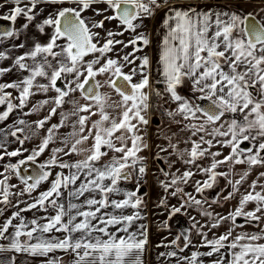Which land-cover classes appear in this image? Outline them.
Returning a JSON list of instances; mask_svg holds the SVG:
<instances>
[{"label": "snow or ice", "instance_id": "snow-or-ice-1", "mask_svg": "<svg viewBox=\"0 0 264 264\" xmlns=\"http://www.w3.org/2000/svg\"><path fill=\"white\" fill-rule=\"evenodd\" d=\"M11 2L13 7L7 14L0 15V19L15 22L23 16L31 22L36 18V10L41 3L61 7L37 25L41 33L45 28L52 29L47 43L37 42L29 51L15 57L13 68L27 75L18 81L0 83V105L6 104V110L0 112V121L7 120L15 109H24L30 97L37 92L47 94L52 91L55 95L38 101L24 113L30 115L45 105H52L47 116L34 122L36 129L43 128L63 105L72 107L68 112L60 113V122L47 129V135L29 155L17 163L6 165L5 171L15 173L24 184L22 191L15 195H31L42 182L49 180L53 167L70 171L67 175L57 172L48 190L33 197L31 203L25 202L24 208L14 211L0 223V240L8 241L0 244V253L45 257L44 264H65L62 256H50L56 252L70 255L71 264H143L148 226L137 225L136 222L144 219L140 210L144 198L138 193L139 179L147 172L145 158L139 153L148 148V144L141 126L149 123L147 114L151 96L167 95L176 105L174 110H166L167 115L176 123L183 121L182 130L190 133L184 141L190 147L183 150L170 138L167 147L158 146L157 158H160L159 153L168 152L171 148L169 155H175L190 166L183 172L179 169L172 172L170 169L174 162H168L169 171L161 169L165 179L159 184L164 192L181 197L180 205L170 208L169 219L196 206L199 214L207 217L208 223L203 224L190 217L191 229L186 233L194 229L201 238L199 244L193 245L191 236L182 233L170 242L177 246L178 251L162 252L160 256L176 258V264H205L203 257L212 258L210 264H264V227L255 232L244 231L247 225H264V171L251 181L245 192H240V186L253 168L264 167V17L258 19V14L253 13L201 12L191 6L178 8L169 0H163V3L160 0ZM65 4L72 6L64 7ZM98 4L107 7H94ZM164 6H167L163 21L166 33L159 55L160 79L156 81L164 85L161 92L152 84L149 56L136 55L143 50L138 44L146 47L150 43L144 33L137 32L141 24L136 21H142ZM89 10L94 13L93 18L83 15ZM109 11L112 14H106ZM97 16L102 18L97 20ZM114 20L118 21L117 29L120 30L105 28L106 21ZM24 27L27 28L28 24ZM126 32H132L133 36L127 41L117 39ZM15 34V30H6L0 32V37L11 38ZM129 47L132 51L125 52ZM110 53H114L115 58ZM88 57L91 58L86 59ZM7 59L6 52L0 51V60ZM10 71L12 68L0 67V76ZM41 79L47 83H41ZM58 81H63V87L58 86ZM186 81L191 85L192 98L178 91ZM105 86L112 89L119 100H113L109 93L102 92ZM8 89L18 92L15 97L18 103H13ZM76 93H79V98L74 95ZM81 99L85 103H81ZM200 101L208 103L202 105ZM229 114L231 118L225 119ZM94 115L99 119L91 120ZM71 117H76L72 131L59 138L58 130ZM176 117L181 120H176ZM16 123L31 130L23 119ZM24 132V127H16L8 134L23 145L31 138L29 135L23 139L17 136V133ZM32 135L36 132L32 131ZM58 138L63 146L53 148L49 159L37 165L39 172L22 176L21 166L28 162L36 164L37 158ZM245 142L249 146L242 147ZM217 145L229 148V153L223 155L221 151H212ZM109 153L114 154L105 161ZM73 154L82 158L75 162L62 159ZM3 155L17 157L22 155V151H5ZM206 157H211L209 166L197 163ZM235 165L247 167L242 172H235ZM225 166L227 171H219ZM193 168L206 177L194 181L195 193L203 195L213 189L221 177L227 180L231 191L223 195L222 189L210 202L185 192L181 185L192 180L196 174ZM133 173L138 179L136 189H121L120 182L129 181ZM0 176L3 177L0 179V204L8 205L13 195L11 189L16 185L8 183L10 176L4 173ZM236 176L238 178H234ZM70 186L74 187L69 191V197L77 201L84 197L82 203H74L71 199L67 205L60 202L62 190H68ZM237 194L240 195L238 204L226 215L204 207L205 204L208 208L219 204L221 199L229 201ZM121 195L122 199L115 198ZM249 205L253 207L249 208ZM159 206H166V199L162 198ZM49 207L54 210V215L31 220L21 215L31 210L47 212ZM128 209L132 211L128 213ZM238 218H243L244 222L238 223ZM223 224H229L226 231L220 234L213 232L209 238V232ZM134 226L135 230H132ZM164 226H167V221ZM54 233L64 235L61 238ZM181 239L182 247L177 244ZM189 247L197 250L190 255H179ZM200 248L207 251H200ZM0 264H16V259L13 256L6 261L0 260Z\"/></svg>", "mask_w": 264, "mask_h": 264}, {"label": "crops", "instance_id": "crops-1", "mask_svg": "<svg viewBox=\"0 0 264 264\" xmlns=\"http://www.w3.org/2000/svg\"><path fill=\"white\" fill-rule=\"evenodd\" d=\"M160 2L163 3V0H160ZM169 2L172 6L178 8L187 9L189 6H191L201 12L210 10L212 12L232 13L235 11L231 10L232 9L231 6L238 8L241 7L239 8L240 12H235V13L240 15H246L247 13L258 14L257 15L258 19L264 17V11H261V9H264V0H196L193 2H187L182 0H169ZM0 4L4 5L3 7H0V15L7 14L9 10L13 7L11 0H0ZM63 6L68 7L72 5L65 4ZM58 7H61V5H47L41 3L38 9L36 10L37 16L33 21L29 22L23 16L18 17L15 22L8 20L10 24L9 30H15L16 34L11 38L0 37V51L6 52V54L9 56V59L7 60H0V67L12 68V71L5 73L3 76H0V83H9L13 81H18L23 79L24 75H27V73H22L18 69L13 68V61L16 56L22 55L24 52L29 51L34 46L35 43L37 42L41 44L47 43L51 35L52 29L45 28V31L41 33L37 28V25L42 23L43 19L47 18V16L50 13H54ZM94 7L105 8L107 6L104 4H98V5H94ZM106 14L110 15L112 13L111 11H109ZM166 14H167V6H164L161 7L160 9H156L151 16H147L143 18L142 21L140 20L136 21V23L141 24V27L137 29V32L144 33L150 41L149 45L146 47L143 44H138V46L141 47L143 50L138 52L136 55L141 57L144 55L149 56L151 62L152 84L155 89L161 88V90H164V85L162 83L158 84L156 83V81L160 79L159 55H160L161 43L166 33V28L163 24V21L166 18ZM83 15L86 18H93L94 13L91 10H89L83 13ZM101 18L102 17L99 16L95 17V19L97 20ZM25 24H28L27 28L24 27ZM117 24L118 21L115 20L110 22L106 21L105 28L110 30H120L117 29ZM95 31H100V30L96 29ZM101 35H103V32H101ZM131 36H133L132 32H126L123 36L117 37V39L127 41ZM19 45H24V47L21 48L19 47ZM117 50H119V46H117ZM124 51L131 52L132 48L129 47ZM109 55H112L113 58H115L114 53H110ZM90 58L91 57H88L86 59H90ZM28 62L31 63V61ZM137 63H139V61H137ZM125 71H127V69H125ZM99 79H103V77H100ZM40 82L47 83V81L43 79H41ZM58 84L63 85V81H58ZM8 91L12 93L13 103H18V101L15 99V97L18 95V92L14 89H8ZM101 91L109 93L113 100H119V96L107 86L102 88ZM178 91L180 92L181 95L187 96L189 98L193 97L191 85L187 81L185 82L183 87L178 89ZM54 95L55 93L52 91H50L47 94L42 92H37L35 95L30 97V100L24 109L22 110L15 109L12 113L9 114L7 120L0 121V129L3 130L0 131V144H3V148H0V155H3L5 151L10 152L16 149H21L22 151V155L17 157H9L7 155H3V159H0V166L8 165L10 163L12 164L17 163L18 160L24 159L27 155H29L31 151L40 144L42 138L47 135V129L51 127L52 124H58L60 122L61 120L60 113L68 112L71 109L72 106L70 104L63 105L62 108L57 110V113L51 117V119L44 125L43 128L36 129L34 122L43 119L45 116H47L48 110L52 105H45L38 112H32L30 115H24V113L29 112L32 106L36 104L38 101L47 99ZM74 95L76 96V98H79V93H76ZM80 102L85 103V101H83L82 99ZM152 102L158 103L157 96L152 95L150 98L151 106L147 114V118L149 119L148 125L141 126L142 134L145 136V141L148 144V148L144 149L141 153H139V155L145 158L144 164L147 168V172L143 178L139 179L140 192L138 193V195H142L144 198V204L140 209L144 219L137 221L136 223L137 225L146 224L148 226V244L146 245V249L143 254V264H176V258L162 257L160 256V253L162 252L166 253L168 251H178L177 246L171 245L170 242L174 240L177 236H180L182 233L189 234L191 236L193 245H198L201 238L195 234V230L193 229L191 232L186 233V230L191 229L190 217H195L197 221L203 224H207L208 220L207 217L201 216L199 214L200 210L196 206H192L190 208L182 210L181 213H177L176 215L172 216L169 219L170 208L172 206H179L181 203V197L179 195L173 197L170 194H166L164 192L163 188L159 184L160 180L165 179L164 176L162 175L161 169H164L165 171H169L168 162H174L173 167L170 169V171L172 172H175L177 169H179L180 172H183L186 168L190 166L185 165L181 160L177 159L175 155H169V153L172 152L171 148L168 149V152L159 153L160 158H157V153L159 152L158 146H163V147L168 146L169 144L168 141H166V143H164L163 145L160 144L161 140L168 139L167 136L166 138H164V136L167 134L170 137H172V134L173 137H175V135L177 136L183 135L184 133L181 134L182 133L181 127H183L184 122L182 121V123H176L169 116L164 119L161 116L157 115L154 112ZM166 107L167 105L163 104V108L165 110H169L166 109ZM5 110H6V104L0 105V112ZM230 118H231L230 115L225 117V119H230ZM20 119L25 120L27 125L31 126V130L25 125H18L16 122ZM75 119L76 117H71L67 122V124L58 130L57 136L59 138L67 136L68 133L72 131V122L75 121ZM97 119H99L98 115H94L91 117V120H97ZM172 121L174 123H170ZM16 127L25 128L24 133H17L18 137H20L21 139H23L25 135H29L31 137L30 139L26 140L23 145H20L19 141L15 137H12L10 134H8L11 131L15 130ZM32 131H35L36 135H32ZM184 131L186 135L190 136V133L188 131L186 130ZM59 138L49 144V147L45 150V152L42 153L41 156L37 158V162L35 165L47 161L51 155V151L53 148L63 146L60 143ZM183 138L186 137L183 136ZM177 141H181V140H177ZM88 143L90 144L91 141H89ZM177 145L181 150H183L186 147H190V145H185L182 143ZM247 146H249L247 142H245V144L242 145V147H247ZM212 151H221L223 155H227L230 149L221 148L219 145H217L215 148L212 149ZM113 154L114 153H109V157H105L104 160L107 161ZM80 158L82 157L77 156L75 154L71 156L62 157V159L65 162H75L77 159ZM210 162H211V157H206L204 159L199 160L197 163L203 167H207L209 166ZM159 164L161 165V167L159 166ZM246 167L247 165H235V172H242L244 169H246ZM257 168L258 166L255 167V170H253V172L251 173L252 178L248 177L247 180L250 179L252 181L256 179L259 173L261 171H264V167H260V169ZM192 170L196 172L195 168H193ZM227 170H228L227 166L219 169V171H227ZM69 171H70L69 169H60L59 167H53L51 169V175L49 177V180L42 182L37 187V189L31 193V195L29 194H23L19 196L17 195L16 203H13L10 200L11 201L10 204L4 205L5 208L2 210V213L0 214V223H3L5 220H7L14 211H18L19 208H24L26 206L25 202L31 203L33 197L38 196L40 192L48 190V188L50 187L51 180L55 179V174L57 172H63L65 175H67ZM129 171H131V169H129ZM0 173H4L5 175H8L9 171L6 172L0 168ZM205 178L206 177L203 174L196 172L192 180H190L187 185H181V187H183L185 192L192 193L198 199H207L209 202L213 198H215L217 193H220L222 189L224 190L223 195H226L227 192L230 190L229 186L227 187L225 186L224 188L220 186V184L223 185L227 183V180L221 177L218 179V184H219L218 186L216 185L213 189L207 190L206 192L203 193V195L195 193L194 181L203 180ZM234 178H238V176ZM0 179H3V177L0 176ZM11 181L12 180L10 179L8 183L9 184L12 183ZM137 182H138L137 176L135 173H133L132 178L129 181H121L119 186L121 189L132 191L136 189ZM72 187L74 186H70L68 190H62V196L60 197L61 203L67 205L70 199L74 203L83 202L84 197H81L79 201L69 197V191L71 190ZM246 189L242 187L240 188V192L243 193L246 191ZM115 198L122 199L123 196L121 195ZM162 198L166 199V206H159L160 200ZM239 198L240 195L237 194L234 199H231L229 201H223L221 199L219 204H213L211 205L210 208H208V205L205 204L204 207L207 208L209 211L226 215L228 211L233 210V208L238 204ZM251 207H253V205H249V208ZM131 211H132L131 209L127 210L128 213H130ZM54 214H55L54 210L51 207H49L47 212L31 210L21 213V215L26 217L28 220H31L34 217L51 216ZM165 221H167L166 227L164 226ZM237 222L243 223L244 222L243 218H238ZM262 226L263 225H247L244 228V231L255 232L258 231V228ZM228 227L229 224H223L220 228L213 229L212 232H209V238H211L213 232L216 234H220L226 231ZM132 230H135V226ZM205 231H207V229H205ZM237 231L240 230L238 229ZM54 235L60 236L62 238L64 233H54ZM7 243H8L7 240H0V244H7ZM177 244L180 247H182L183 246L182 239L180 241H177ZM165 245L168 246L166 247ZM195 250H197L196 247H189L188 249H185L184 253H179V255H190L191 252ZM199 250L207 251V249L205 248H200ZM0 254L7 255L6 257L14 256L16 259V264H44L46 260L45 257L31 256L28 255L27 253L10 252V253H0ZM53 255L62 256L65 264H71L72 257L70 255L62 252H56L54 254H50V256ZM6 257L3 256L2 258L0 257V259ZM202 259L205 261V264H210L212 258L203 257Z\"/></svg>", "mask_w": 264, "mask_h": 264}, {"label": "rangeland", "instance_id": "rangeland-1", "mask_svg": "<svg viewBox=\"0 0 264 264\" xmlns=\"http://www.w3.org/2000/svg\"><path fill=\"white\" fill-rule=\"evenodd\" d=\"M229 7V6H228ZM231 10H233V11H235V12H240V9L239 8H241V7H232L231 6ZM248 14V13H247ZM157 90H159V91H161V92H163V90H161V88H156ZM157 101H158V103L157 102H155L156 103V107L157 108H159V107H163V104H165V105H167V107H166V109H169V110H174L175 109V104L174 103H172L171 101H170V99H169V97L167 96V95H164L163 97H157ZM230 115V114H229ZM159 116H161L162 118H166V117H168V115H167V113H166V110H164V112H163V114H160ZM231 116V115H230ZM176 120H181L180 119V117H176ZM170 123H174L173 121L172 122H170ZM181 123H182V121H181ZM183 129V127H181V130ZM176 132V131H175ZM185 135H184V134ZM181 134H183V135H179V136H177V135H175V137H173V134H172V137H170L168 134L167 135H165L164 136V138H166V136H167V140H161V142H160V144L161 145H163L164 143H166V141H168L169 142V138H172L171 139V141H172V143H176V144H180V143H182V144H185L184 143V141L189 137L188 135H186V133H185V131L184 130H182V133ZM177 136V137H176ZM183 136H185L186 138H183ZM176 138V139H175ZM180 138V139H179ZM177 140H181V141H177ZM182 140H183V142H182ZM185 145H188V144H185ZM159 151V150H158ZM158 163H159V161H158ZM159 166L161 167V165L159 164ZM257 169H260V167L258 166V168ZM253 170H255V168H253ZM253 170L251 171V173L253 172ZM251 173H250V175H249V177L250 178H252V176H251ZM12 183H10L11 185H16V187H18V183H17V181H15V180H13V181H11ZM262 182H264V181H262ZM251 183V180L249 179V180H247L242 186H240V188H242V187H244V189H248V186H249V184ZM219 184L217 183V186H218ZM220 186L222 187V188H224L225 186L227 187L228 185H227V183L226 184H220ZM230 188V187H229ZM13 189V188H12ZM11 189V190H12ZM15 189V188H14ZM23 189V188H22ZM246 189V190H247ZM229 191H231V188H230V190ZM12 193H13V195L12 196H10V200L13 202V203H16V201H17V196L15 195V192H14V190L13 191H11ZM262 227H264V225L262 226Z\"/></svg>", "mask_w": 264, "mask_h": 264}, {"label": "flooded vegetation", "instance_id": "flooded-vegetation-1", "mask_svg": "<svg viewBox=\"0 0 264 264\" xmlns=\"http://www.w3.org/2000/svg\"><path fill=\"white\" fill-rule=\"evenodd\" d=\"M5 166L6 165H1L0 168L5 171ZM20 172H21V175L22 176H29V175H33L36 172H39V168L37 167V165L33 164L32 162H28L26 165L21 166ZM8 176L11 177L10 179L12 181L15 180L18 183V187H15V189L13 188L11 191L14 190L15 193L21 192L22 191V188H24V184L21 183L20 178H18L15 175V173H13L11 171H9ZM29 183H31V181H29ZM1 208H2V210L5 208L4 207V204L0 205V209ZM2 210L0 211V214L2 213ZM3 256L6 257L7 255L0 254V257L1 258ZM0 260H5L6 261L7 260V257L6 258H3V259H0Z\"/></svg>", "mask_w": 264, "mask_h": 264}, {"label": "water", "instance_id": "water-1", "mask_svg": "<svg viewBox=\"0 0 264 264\" xmlns=\"http://www.w3.org/2000/svg\"><path fill=\"white\" fill-rule=\"evenodd\" d=\"M182 1L193 2L196 0H182ZM9 28H10L9 21L0 19V32L9 30ZM58 86L63 87V85H60V84H58ZM200 103L203 105V104H207L208 102L207 101H200ZM1 210H2V208L0 209V211ZM9 258H11V256L7 257V259H9Z\"/></svg>", "mask_w": 264, "mask_h": 264}, {"label": "built area", "instance_id": "built-area-1", "mask_svg": "<svg viewBox=\"0 0 264 264\" xmlns=\"http://www.w3.org/2000/svg\"><path fill=\"white\" fill-rule=\"evenodd\" d=\"M155 111L158 113V114H163V110L161 108H157L155 107Z\"/></svg>", "mask_w": 264, "mask_h": 264}]
</instances>
